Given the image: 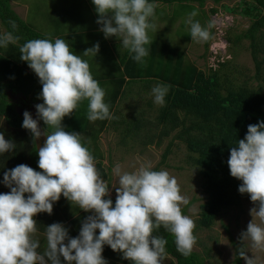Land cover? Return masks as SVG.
Segmentation results:
<instances>
[{
	"label": "clouds",
	"instance_id": "1",
	"mask_svg": "<svg viewBox=\"0 0 264 264\" xmlns=\"http://www.w3.org/2000/svg\"><path fill=\"white\" fill-rule=\"evenodd\" d=\"M92 3L99 17V30L105 38L116 37L121 42L120 48L127 49L134 54L133 60L143 64L149 55L146 45L151 43L148 32L156 31L155 23L150 22L155 16L156 5L149 0H92ZM196 15L194 11L186 20L190 25L191 40L206 44L213 25L202 26L192 19ZM9 24L13 30L18 28L15 20H10ZM19 39L11 31L2 32L0 48L15 45ZM99 51L100 44L96 43L87 48L83 56L95 58ZM19 53L20 59L27 62L39 78L42 92L38 98L43 103L39 104L42 100H38L35 104L29 96L18 93L10 92L9 97L24 118L22 126L30 131L32 143L37 145L42 136L45 141L42 147L37 145L41 171L20 164L8 170L0 181L10 189V192L0 194V264H49V261L50 264H62L61 257L66 264H108L102 255L105 245L131 264H162L167 240L153 234L161 227L174 237L177 251L185 257L190 256L197 242L195 223L182 213L181 205H187L189 201L181 194L177 179L168 171L160 170L159 165L152 168L151 164H141L132 172L122 171L117 165L112 170L118 177V186H113L116 192L113 206L111 175L107 167L108 176L102 178L93 155L81 142L83 133L65 130L62 121L83 101L88 102L87 120L115 118L104 101L105 91L91 74L89 63L73 54L61 38L28 40L20 46ZM185 57L186 62H191L186 54ZM204 57L205 53L200 56ZM194 63L205 70L199 63ZM168 91L166 85L154 86L151 90L154 103L162 106ZM16 96H19L18 100L14 99ZM34 105L39 119H33L31 111L28 112ZM2 120L4 122L3 116ZM40 120L46 125L43 132ZM174 131L180 132V126ZM201 132L200 128H195L192 133ZM86 139V143L97 146L92 139L90 141L87 136ZM153 140L165 148L161 164H168L166 159L172 149L170 141L164 146L163 137ZM137 145L145 155L148 145ZM14 148L15 145L0 132V154ZM117 148L126 153L125 148ZM167 149L170 153L164 158ZM227 164L231 176L242 181L239 192L247 194L255 205L250 209L252 220L247 230L240 234L241 246L237 254L246 264H258L257 254L264 253V120L248 125L244 139H238L231 147ZM61 196L90 215L82 222L75 238L69 236L62 223L46 226L45 246L42 252L38 251L41 244L35 217L39 213L51 215L54 203ZM249 251L253 254L251 258Z\"/></svg>",
	"mask_w": 264,
	"mask_h": 264
},
{
	"label": "trees",
	"instance_id": "2",
	"mask_svg": "<svg viewBox=\"0 0 264 264\" xmlns=\"http://www.w3.org/2000/svg\"><path fill=\"white\" fill-rule=\"evenodd\" d=\"M56 1L61 4L65 19L74 11H80L82 14L87 11V8H83L79 3L69 2L70 0ZM207 1L220 4L233 0H149L155 5L179 3L189 5L193 9H195L193 3H197L202 15L197 13L193 20L205 18L202 23L200 22L205 27L209 24L207 15L206 13L204 15L202 9ZM243 1H249L243 8L229 7L228 5L225 8L230 11H240L242 15L250 17L251 24L235 37L229 36L228 41L240 45V41L249 39L251 52L256 59L254 77L250 76V78L238 81L234 71L235 67L228 65L230 60L220 62L219 68L211 67L207 72L194 62H186L185 53L180 46L171 44L162 37H156L150 39V47L146 45L149 55L144 58L143 64L133 60L134 54L127 51L124 54H119L116 62L106 64L105 74L103 72L96 73L97 76L104 75L100 79L101 82H98L101 88L102 84L107 87L102 88L104 91L106 90L104 101L109 105L114 119L95 122L87 120L88 106L83 109L82 114L79 110L83 105H88L87 101H83L76 112H73L74 115L66 116L63 120L66 131L90 132L92 142L96 143L104 130H112L117 132L122 145L126 146L130 141H137L141 136L140 140L143 141L141 144L144 147L152 143L155 137L174 136L172 132H175L174 129L180 126L182 130L175 134L170 141V146L175 145L174 140H182L192 153H198V156L189 155L188 160L195 164L206 194L205 201L200 205V217L194 229L195 236H198L199 230L212 227L220 210L238 203L243 196L238 190L242 183L231 176L227 164L230 149L235 146L238 139H244L248 125L258 124L264 120V0H242L241 2ZM21 3L24 2L21 1ZM211 11L216 13L218 8L212 7ZM50 17L57 25L65 21L63 17H58L57 12L52 13ZM10 20H15L18 25L16 30L11 28ZM0 25V33L11 31L20 37L17 44L9 45L6 49L0 48V83L6 81L10 85L12 93L22 94L26 97L33 94L35 96L33 101L38 100L42 92V85L27 62L20 59L19 48L31 39L54 41L56 39L54 35L61 33L54 31L47 34L36 30L16 11L12 0H0ZM69 29L71 32L61 39H64L70 46L73 54L89 63L92 73L95 65L92 62L93 57H85L83 52L94 46L91 40L94 34L76 26V22L70 24ZM212 32L211 27L209 39L205 41L206 45L211 39ZM189 38L190 33L187 34L186 39L189 40ZM105 46L100 45L98 55L105 56ZM138 79H153L168 86L169 91L165 97V103L162 106L157 105L154 100L151 101L143 95V103L145 99L148 103L145 109L138 103L142 108L135 109L134 115H130L131 113L129 114L126 110L124 113L119 112L116 105L126 92L124 88L126 83L133 84V82L139 81ZM250 79L259 80V82L257 85H251ZM4 85H0V115L4 117L0 132L5 135L6 140L15 145V148L8 153L0 154V181H3V176L8 170L20 164H26L36 171H41L38 167L37 145L32 143L30 131L23 128L24 118L19 115L16 103L10 99V94L5 91ZM40 103H43V100ZM156 108L160 112H154L153 110ZM128 111H130V104ZM149 115H157L155 121L160 119L162 124L157 125L154 120L149 119ZM40 121L46 130V125L42 120ZM154 124L161 129L152 128L153 131L150 132L151 129H148V126L152 127ZM195 128H200L202 132L193 135L192 132ZM81 141L93 155L100 176L107 177L108 173L103 164L102 152L97 146L93 147L90 143H86L88 141L86 137L81 138ZM160 142L159 140L158 143ZM169 153L170 149H167L164 158ZM0 188L9 189L2 182H0ZM25 195L27 197L28 194ZM111 199L114 206L116 198ZM63 203L66 206L56 209V205L62 204L61 196V199L54 203L51 215L48 213L36 215L39 232L45 233L46 226L60 223L61 220H64V215L69 217V221L73 225L72 228L80 229L78 224L83 213L77 206H72L68 200ZM187 211L188 207L182 209L184 215L187 214ZM153 234L167 240L166 256L162 264H207L204 255L195 250L188 257L178 252L174 237L162 227ZM104 247L107 249V245ZM111 254L114 257L118 255V252L111 250ZM236 261V264H242V258L239 256L236 257Z\"/></svg>",
	"mask_w": 264,
	"mask_h": 264
},
{
	"label": "rangeland",
	"instance_id": "3",
	"mask_svg": "<svg viewBox=\"0 0 264 264\" xmlns=\"http://www.w3.org/2000/svg\"><path fill=\"white\" fill-rule=\"evenodd\" d=\"M23 1L24 3H21ZM233 0L225 1L220 4H214L212 1H207L204 8L207 15L208 24L211 23L212 26V36L208 46L204 42L196 43L191 41L190 45L185 35L190 33V25L186 24V20L189 17L188 14L192 13V8L185 7L179 3L167 7L168 12H164V22L166 25L169 23L174 24V31L167 36L169 40L175 42L184 53L187 55L189 61L197 62L206 71H209L210 67H220L219 62L224 60H230L228 65L230 67H235V74L238 81L244 78L254 77L256 72V59L253 57L250 48L249 39H243L241 44L232 43L229 40V36L235 37L237 34L245 31L251 24V18L244 16L240 11L229 10L226 7H238L243 8L249 1ZM14 8L18 13H20L22 18H26V21L30 23L36 30L51 34L56 30L61 33H65L70 24H74V18H67L60 25H56L52 19L51 14L57 12L59 9L57 6H51L49 0H12ZM163 6H167L165 3H161ZM212 7L218 8V12L213 13L211 11ZM199 11V9H195ZM184 15L182 22L179 24L175 21L177 12ZM160 14V13H159ZM161 18H154V20ZM194 21L203 22L202 18L194 19ZM156 31L149 30V35H155L158 37V29H161L162 22L155 23ZM1 28V25H0ZM176 29V30H175ZM4 30L3 28L1 29ZM211 28L209 29L210 32ZM205 53L204 58L200 56ZM263 59V58H262ZM105 57L97 55L93 57V67L95 72L99 70V63L104 61ZM112 63V62H109ZM139 81L133 82V84L125 85L126 92L118 101L116 107L119 108V112H125L126 105H129L128 97H132V100L137 103L138 100L143 98V95L154 100L152 95V88L155 86L156 80L151 79H138ZM259 80L250 79L251 85H257ZM4 85L6 92H11V87L8 83L2 82L0 85ZM104 85L102 84V88ZM141 94V97H140ZM30 99H34V95L29 96ZM19 99V96L14 98ZM38 100H40L38 98ZM38 100H34L33 103H37ZM135 103L131 104L130 115H134L135 109L146 108V99L141 106L136 107ZM82 106V105H81ZM88 105H83L80 113H83ZM157 106V105H156ZM150 107V106H148ZM158 108V107H157ZM154 109V112H160L159 109ZM76 112V111H75ZM156 113V114H157ZM74 115V113L72 114ZM121 115V114H118ZM181 115L183 113L181 112ZM157 115H149V119L154 120L157 125L162 124V121L155 119ZM155 117V118H154ZM2 115H0V129H1ZM63 123V121H62ZM156 124L148 126L150 132L154 129H161L157 127ZM182 130V129H181ZM81 138L86 136L91 141L90 132H82ZM178 132L174 133L175 134ZM146 135V134H145ZM173 135V134H172ZM151 136V135H150ZM174 136L163 137L164 146L171 141ZM141 138V136H140ZM130 141L129 144L122 145L120 143V138L117 132L112 130H105L100 134V138L96 142L100 151L103 154V164L107 167L111 175V183L113 186H118V177H116L112 170L117 165L121 166L122 171L132 172L140 167L141 164H151L152 168L159 165L160 170H166L171 176H174L179 184L181 194L188 199L187 205H181L184 209L188 207L186 216L193 219L195 226L198 224V218L200 217V205L205 201V192L202 187V180L198 176V171L195 164L188 160L189 155H197V153H192L187 145H185L182 140H174L175 145L171 149V154L168 159H166L168 164H161L162 154L165 150L164 147H160L156 144V140L148 145V149L145 150V155L140 151L141 147L137 144H141L143 141ZM82 142V141H81ZM117 147L125 148L126 153L120 151ZM194 165H193V164ZM242 183V181H240ZM115 183V184H114ZM183 185V187H182ZM110 196L116 197L115 188L110 192ZM255 207L247 194H243L240 201L227 209L220 210L218 216L214 220V225L210 228H204L198 231V236H196V244L193 250L199 252L205 256L207 264H236V257L238 256L237 250L240 245V234L247 230L248 223L252 220L250 215V209ZM259 256L258 264H264V253H258ZM248 256L251 258L253 254L249 251ZM62 264H66L61 257ZM242 264H246V261L242 259Z\"/></svg>",
	"mask_w": 264,
	"mask_h": 264
},
{
	"label": "crops",
	"instance_id": "4",
	"mask_svg": "<svg viewBox=\"0 0 264 264\" xmlns=\"http://www.w3.org/2000/svg\"><path fill=\"white\" fill-rule=\"evenodd\" d=\"M49 2L51 4V6H57L58 7V9H59L57 11L58 17L59 18L63 17V19L66 20L65 17H64L65 14L63 13L62 7H60L61 4L58 3L56 0H49ZM69 2L79 3L81 6H83V8L84 7L87 8V11L85 13H83V14L80 11H76V12L74 11L72 14L67 15V18H74V22H76V26H80L82 29H86L88 31H91V33L94 34L92 39H91L92 42L94 43L93 45H95L96 43H99L100 45H106L105 46V53H104L105 54V56H104L105 60L99 63V70H98V72H103L105 74L106 64H108L109 62H116L115 60L118 59L119 54H124L128 50L124 49L123 47L120 48V43L121 42L116 37L105 38L104 34L99 30L101 25H99L97 23V20H98L99 17H98V14L95 11V6L92 3V0H70ZM193 4H194L193 7L195 9H199L197 3H193ZM181 5H183L185 7H190L189 5H185V4H181ZM170 6H172V5L167 4V6H163L162 4H157L156 8H155V16L153 18H151L150 22L158 23L161 20V22H162L161 29L157 30L158 31L157 32L158 33V37H162L165 40H167L169 43L177 45L175 42L169 40L170 38H169V36H167L168 34H170V33H172L174 31V24L173 23H169L168 25H166L165 22H164V12H168L169 9L167 7H170ZM204 6H203V8H204ZM190 8H192V7H190ZM195 9L192 8L191 11H193V12L195 11L196 13H199V14L202 15L201 11H196ZM203 13L205 15V11H203ZM189 15L190 14H188V16ZM183 16L184 15L180 14L179 11H178L175 21H177L180 24L182 22ZM27 17H28V15L26 16V18ZM154 18H161V19L154 20ZM203 19L205 20V18H203ZM56 31L58 33H61L59 30H56ZM70 32L71 31H70V29L68 27L64 34L61 33V34H57V35H54V36H55V38H62V37L65 38V35L67 36ZM187 34L184 37L185 39L187 37ZM149 37H150V39L156 38L155 35H149ZM191 41L192 40H191V37H190L189 41H188L189 45H190ZM150 45L151 44H149L147 47H150ZM95 65H96V63H95ZM95 65H94V67H95ZM98 72H95L94 69H93L91 74H92V76H93V78L95 80L100 81V79L103 78L104 75L97 76L96 73H98ZM154 84H155V86L158 85V84L163 85L160 81H157V80H156V82ZM105 87L106 86H104L103 89ZM140 97H141V94H140ZM127 100L129 102L130 106H131V104L135 103V102L132 101V97H128ZM138 103L141 105L143 103V99L138 100V102L135 103L137 106H140ZM146 104H148V103H146ZM125 108H126L125 110L128 112L129 105H126ZM111 191H113V185L112 184L110 185V192ZM7 192H10V189L3 190L2 188H0V194L7 193ZM111 198H113V197H111ZM65 200H67V199L62 196V204L56 205V209H58V208L60 209V206H66V204L63 203ZM81 213H83V214H82V216H80L81 217V221L78 224L80 229L82 227V222L87 218L88 215H90V213L84 212L83 210H81ZM63 218H64V220H61L60 223H62L68 229L69 236L72 237V238L77 237L79 235L80 229H78L79 230L78 231V230H75L74 228H72L73 225L70 223L69 217H65V215H64ZM97 234H99V230H97ZM37 238L40 240V244H41V247H40V249H38V251L42 252L43 248L45 246L44 233H41V232H39L37 230ZM106 250H107V253H106ZM111 250H112L111 247L107 245V249L104 247V250H103V253H102L104 259L108 262V264H131L130 261L123 259L122 255L120 253H118L117 256H114V257L111 256L112 255L111 254ZM49 264H50V261H49Z\"/></svg>",
	"mask_w": 264,
	"mask_h": 264
},
{
	"label": "water",
	"instance_id": "5",
	"mask_svg": "<svg viewBox=\"0 0 264 264\" xmlns=\"http://www.w3.org/2000/svg\"><path fill=\"white\" fill-rule=\"evenodd\" d=\"M31 115H32L33 119H39L37 116V109H36L35 105L31 107ZM39 126H40L42 132L45 131V128L43 127L41 121H39ZM44 141H45V136H42L36 143H37V145L42 147L44 144Z\"/></svg>",
	"mask_w": 264,
	"mask_h": 264
},
{
	"label": "flooded vegetation",
	"instance_id": "6",
	"mask_svg": "<svg viewBox=\"0 0 264 264\" xmlns=\"http://www.w3.org/2000/svg\"><path fill=\"white\" fill-rule=\"evenodd\" d=\"M18 107H20V104L18 105ZM31 110L28 109V112H30ZM25 110L23 111V114H24Z\"/></svg>",
	"mask_w": 264,
	"mask_h": 264
}]
</instances>
